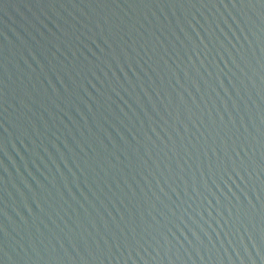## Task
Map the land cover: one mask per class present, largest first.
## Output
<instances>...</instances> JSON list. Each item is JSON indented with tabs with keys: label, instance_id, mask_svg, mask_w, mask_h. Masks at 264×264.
Returning <instances> with one entry per match:
<instances>
[{
	"label": "water",
	"instance_id": "water-1",
	"mask_svg": "<svg viewBox=\"0 0 264 264\" xmlns=\"http://www.w3.org/2000/svg\"><path fill=\"white\" fill-rule=\"evenodd\" d=\"M0 264H264V0H0Z\"/></svg>",
	"mask_w": 264,
	"mask_h": 264
}]
</instances>
